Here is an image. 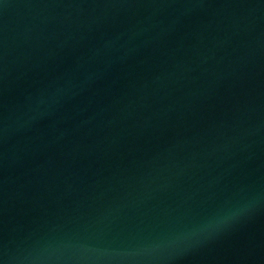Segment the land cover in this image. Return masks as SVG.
Masks as SVG:
<instances>
[{
  "label": "water",
  "instance_id": "95a60500",
  "mask_svg": "<svg viewBox=\"0 0 264 264\" xmlns=\"http://www.w3.org/2000/svg\"><path fill=\"white\" fill-rule=\"evenodd\" d=\"M0 264H264V0H0Z\"/></svg>",
  "mask_w": 264,
  "mask_h": 264
}]
</instances>
